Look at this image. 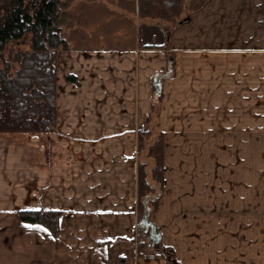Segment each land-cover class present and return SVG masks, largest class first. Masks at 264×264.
<instances>
[{"label":"crops","instance_id":"crops-1","mask_svg":"<svg viewBox=\"0 0 264 264\" xmlns=\"http://www.w3.org/2000/svg\"><path fill=\"white\" fill-rule=\"evenodd\" d=\"M169 33L138 0H73L56 130L0 132V264H264V0H185ZM156 102L164 185L143 211ZM25 210L62 212L60 234Z\"/></svg>","mask_w":264,"mask_h":264},{"label":"trees","instance_id":"trees-1","mask_svg":"<svg viewBox=\"0 0 264 264\" xmlns=\"http://www.w3.org/2000/svg\"><path fill=\"white\" fill-rule=\"evenodd\" d=\"M138 2L140 17L158 20L157 25L167 34L179 23L185 4V0ZM62 7V0H0V132L40 133L57 128V54L69 49L60 24ZM24 41L26 49H16ZM143 139L142 134L141 145ZM164 149L162 136L150 145L151 174L140 163L138 190L143 211L145 200L158 191L154 183L163 188ZM19 216L55 236L61 232L62 212L25 210Z\"/></svg>","mask_w":264,"mask_h":264},{"label":"rangeland","instance_id":"rangeland-1","mask_svg":"<svg viewBox=\"0 0 264 264\" xmlns=\"http://www.w3.org/2000/svg\"><path fill=\"white\" fill-rule=\"evenodd\" d=\"M62 5H63V7H62V10L60 11V16H59L60 17V24L62 27V33H63L64 38L67 39L68 43H71L73 46V0H62ZM131 6H133V2H132ZM116 10H118V7L116 8ZM138 12H139V2H138ZM111 18H114V16L112 15ZM140 18H142L146 22L147 21H156V22L158 21V20H155L154 18H149V17L148 18L140 17ZM180 18H181V16L179 17V20H180ZM116 31L118 32V29L115 30V32ZM87 34L91 36L90 33H87ZM98 34H101V33H98ZM112 34H115V33H111V35ZM111 37H113V36H111ZM25 44H26V41L18 43V45H16L15 47H16V49H18V48L19 49H24V48L26 49ZM157 108H158V104L156 102V104L152 108L153 112L151 113V115L148 119V122L146 123L145 126H142V128H141V135L142 134L144 135V139H143L142 145L139 143L140 151L144 152V150H145L147 152V154H148V150H149L150 145L153 144L154 142H156L159 138H161V136L163 137V142L165 143L164 134L158 129L159 125H158V119L156 120V118H157L156 113L158 114L159 111L157 112V110H158ZM158 118H159V114H158ZM153 119H154V121H153ZM149 143H151V144L149 145ZM148 157H151V156L148 155ZM146 167H147V165H146ZM147 173L149 174V171ZM154 184H155V187L158 188V191L154 190V192H152L150 195H155L162 189L157 183H154ZM159 187H160V189H159ZM4 217H6L5 219H8V221H9V218H11V216L7 217V215H0V219L1 218L3 219ZM9 222H11V221H9ZM142 228H143V230H145L147 232H149L151 229L150 227H145L143 225H142ZM1 235H3V234H1ZM66 259H69V256H65L64 260H66ZM66 264H70V263H66Z\"/></svg>","mask_w":264,"mask_h":264},{"label":"built area","instance_id":"built-area-1","mask_svg":"<svg viewBox=\"0 0 264 264\" xmlns=\"http://www.w3.org/2000/svg\"><path fill=\"white\" fill-rule=\"evenodd\" d=\"M137 237H139L142 242H145L147 247H149V248L154 247L155 243H154V239H153L150 231L147 232V231L143 230V228L141 227V232L139 235H137Z\"/></svg>","mask_w":264,"mask_h":264},{"label":"water","instance_id":"water-1","mask_svg":"<svg viewBox=\"0 0 264 264\" xmlns=\"http://www.w3.org/2000/svg\"><path fill=\"white\" fill-rule=\"evenodd\" d=\"M159 81H160V79H157V81H156V85H155L158 94L160 93V85H159ZM143 226H145V227H150V228H151V229H150L151 235H152L153 239H155V240L157 241V237L155 236V230H156V229H155L154 226H152L151 223L148 222L147 217H145V219H144ZM155 240H154V241H155Z\"/></svg>","mask_w":264,"mask_h":264}]
</instances>
